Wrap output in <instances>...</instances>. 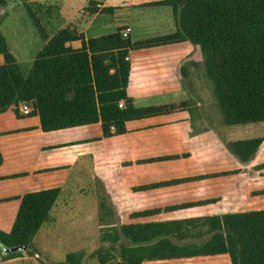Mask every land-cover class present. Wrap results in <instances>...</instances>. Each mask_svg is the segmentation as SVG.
Wrapping results in <instances>:
<instances>
[{
	"label": "trees",
	"instance_id": "trees-1",
	"mask_svg": "<svg viewBox=\"0 0 264 264\" xmlns=\"http://www.w3.org/2000/svg\"><path fill=\"white\" fill-rule=\"evenodd\" d=\"M155 4L172 8L174 32L134 41L130 34L123 36L124 28H118L86 39L75 25H70L51 37L42 36L43 46L28 74L7 52L0 33V56L4 54V61L0 58V113L13 108L17 117L38 115L45 132L100 122L105 137L123 134L130 120L189 107L187 102L135 106L127 91L131 80V62L126 59L129 52L190 42L204 61L206 76L214 84L226 124L237 133L243 127L264 124V0H162ZM75 41H81L79 48L72 46ZM25 103L31 104L32 109L21 112L20 107ZM236 137L227 143V149L243 162L255 156L264 139L262 136ZM259 167L260 176L264 177V163ZM228 173L175 179L137 186L134 190ZM61 190L56 187L24 195L12 230H0L4 259L22 252L4 248L30 247L39 230L51 221V210ZM253 196L262 208L244 212H222V199L217 198L165 208H131L127 211L129 221L122 223V232L130 245L123 246V262L110 264H141L146 257L172 259L215 254H228L232 264H264V187L255 188ZM181 209H195L203 214L187 221L210 225L207 232L196 231L204 238L203 244L174 243L172 238L182 239L193 233L176 226V221H144L162 212ZM103 252L96 250L90 256H99L101 264H109ZM68 257L69 260L59 264H79L83 256L71 253Z\"/></svg>",
	"mask_w": 264,
	"mask_h": 264
},
{
	"label": "crops",
	"instance_id": "crops-1",
	"mask_svg": "<svg viewBox=\"0 0 264 264\" xmlns=\"http://www.w3.org/2000/svg\"><path fill=\"white\" fill-rule=\"evenodd\" d=\"M91 2H97L99 10L84 21L85 29L81 32L86 39L109 34H97L98 28L91 25L97 17H103L101 11L105 6L120 7L125 16H119L114 10L112 16L116 22L111 24L114 27L112 32L123 25V19H128L129 24L126 25L132 28V24L142 17V10L135 0H89L88 3ZM168 18L161 14L150 19L154 27L165 29L155 36L176 30L174 17ZM72 46L79 48L81 41L73 42ZM194 49L192 43L182 42L131 50V80L127 91L133 104L145 107L179 103L185 98L178 72ZM192 115V110L185 108L130 120L126 123L127 132L105 137L100 122L45 132L38 115L17 117L13 108L0 113V230H12L25 194L55 187L65 188L74 180L79 162L90 159L98 163L102 168L100 172L106 174L109 180L116 182V189L129 191L134 199L132 210L165 208L207 198L222 199V212L262 208L257 197L253 196V190L264 187L259 167L264 163V139L255 156L244 162L229 152L227 143L236 136L264 137V124L243 127L240 133L226 125L223 143L214 147L208 135L193 125ZM166 156L170 158L145 161ZM221 172L229 173L148 190H134L137 186ZM199 217L203 215L198 210L181 209L162 212L144 221H176V226L193 233L182 239L172 238L174 243L203 244L204 238L197 235L196 229L202 230L205 226L187 221ZM220 257L230 258L228 264H232L228 254L172 259L146 257L141 264H212ZM18 258H9L5 262ZM117 262L121 263L123 259Z\"/></svg>",
	"mask_w": 264,
	"mask_h": 264
},
{
	"label": "rangeland",
	"instance_id": "rangeland-1",
	"mask_svg": "<svg viewBox=\"0 0 264 264\" xmlns=\"http://www.w3.org/2000/svg\"><path fill=\"white\" fill-rule=\"evenodd\" d=\"M159 1L162 0H135L142 10L139 14L142 17L132 24L133 39L152 37L165 30L154 27L150 20L161 14L165 19L173 16L170 6L155 4ZM88 2L0 0V33L5 39L7 52L25 74L29 73L43 46V35L51 37L70 25H75L79 31L85 29L84 21L95 14V9L99 10L97 2ZM114 10L118 11L116 14L119 16L124 15L120 7L105 6L101 11L103 17H97L91 24L98 28L97 34L113 31L111 24L116 22L112 16ZM127 20L123 19V25L119 28H125L129 24ZM0 58L4 61V54ZM186 58L178 72L185 95L179 103L187 102L193 112V125L208 135L211 145L215 147L224 140L225 116L197 48ZM20 111L24 112L22 106ZM100 169L93 159L88 162L81 160L73 175L74 180L61 188L60 196L51 210V221L39 230L26 251L19 252L20 258L17 260L5 262L7 259L3 258L0 249V264H59L69 260L71 253L83 256L79 264H101L99 256H90L96 250L104 251L103 257L109 264L123 259V246L130 245V240L122 232V223L129 221L127 211L132 208L134 199L126 189H116V182L109 180ZM209 227V224L205 225L202 232H207ZM229 259L220 257L212 264H228Z\"/></svg>",
	"mask_w": 264,
	"mask_h": 264
},
{
	"label": "built area",
	"instance_id": "built-area-1",
	"mask_svg": "<svg viewBox=\"0 0 264 264\" xmlns=\"http://www.w3.org/2000/svg\"><path fill=\"white\" fill-rule=\"evenodd\" d=\"M131 31H132V28L130 26H128L127 28H124L122 30V34H123L124 37H128L129 34L131 33ZM126 59L130 60V57H126ZM120 106H123L122 102L120 103ZM22 109L24 110V112H28V111H30L32 109V107H31L30 104L25 103V104L22 105Z\"/></svg>",
	"mask_w": 264,
	"mask_h": 264
},
{
	"label": "water",
	"instance_id": "water-1",
	"mask_svg": "<svg viewBox=\"0 0 264 264\" xmlns=\"http://www.w3.org/2000/svg\"><path fill=\"white\" fill-rule=\"evenodd\" d=\"M7 249L9 251H26L27 250V245H19V246H14V247H10V248H4V250Z\"/></svg>",
	"mask_w": 264,
	"mask_h": 264
}]
</instances>
